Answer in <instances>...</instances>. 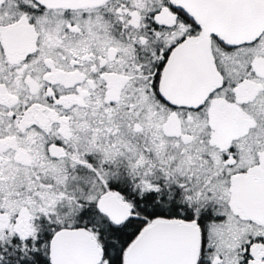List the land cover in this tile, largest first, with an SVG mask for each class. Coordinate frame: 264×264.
Listing matches in <instances>:
<instances>
[{"label": "snow or ice", "instance_id": "obj_1", "mask_svg": "<svg viewBox=\"0 0 264 264\" xmlns=\"http://www.w3.org/2000/svg\"><path fill=\"white\" fill-rule=\"evenodd\" d=\"M0 264H264V0H0Z\"/></svg>", "mask_w": 264, "mask_h": 264}]
</instances>
